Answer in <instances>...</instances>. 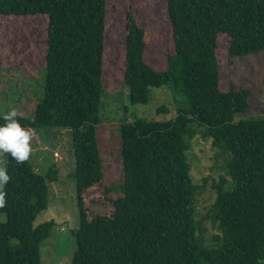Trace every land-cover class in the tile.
<instances>
[{"label": "trees", "instance_id": "16d2710c", "mask_svg": "<svg viewBox=\"0 0 264 264\" xmlns=\"http://www.w3.org/2000/svg\"><path fill=\"white\" fill-rule=\"evenodd\" d=\"M108 0H0V17L47 16L44 97L30 120L34 131L70 134L80 227L71 264H264V118L235 121L250 108L251 90L230 82L221 88L219 36L229 38V65L264 52V0H167L174 53L168 68L147 62L146 34L132 11L126 17L123 87L133 105H146L153 89L177 93L176 115L137 118L120 125L121 194L103 203L111 212L90 216L85 200L109 178L99 139L105 84ZM121 88L119 91H122ZM161 114L168 107L157 109ZM4 123L0 116V125ZM202 131L200 132V130ZM225 156L213 220L220 234L208 244L199 234L188 151L198 134ZM10 181L4 186L5 223L0 222V264H42L41 249L52 221H35L49 205L50 184L31 162L4 154Z\"/></svg>", "mask_w": 264, "mask_h": 264}, {"label": "rangeland", "instance_id": "374dc122", "mask_svg": "<svg viewBox=\"0 0 264 264\" xmlns=\"http://www.w3.org/2000/svg\"><path fill=\"white\" fill-rule=\"evenodd\" d=\"M167 0H108L106 27L105 84L107 96L103 97L100 109L101 123L99 139L104 153L105 167L109 178L100 191L86 196L85 204L90 216L109 214L111 209L103 203L106 188L110 196L121 194L123 178L121 137L119 125L126 119L147 118L164 121L176 115L174 98L182 99L169 89H153L148 104L133 105L128 87H123L125 69L126 17L133 12L146 34L147 62L158 70L168 68L167 58L174 53L172 30L167 16ZM47 16L0 17V116L11 108H17L22 115L34 119L37 103L44 97L46 63ZM217 49L221 69V88L228 90L230 82L237 87L250 89V108L238 114L235 121L264 118V52L236 58L229 65V38L219 36ZM123 89L120 92L119 90ZM168 107L169 112L161 114L159 107ZM202 129L200 130V132ZM198 133L188 151L194 181L205 185L196 198V214L200 224L199 234L208 244L216 243L214 237L220 234L218 224L213 220V207L217 192L214 188L221 178H227L224 170L225 156L212 147L211 141ZM31 162L37 172L45 175L51 166L59 168V181L50 184L48 208L35 221L38 226L54 222L51 235L41 249L42 264H71L77 251L74 231L80 227L76 186L70 178L74 169L70 134L65 129L34 131ZM5 161V157L0 156ZM118 193V195H117ZM6 215L0 214V222H6Z\"/></svg>", "mask_w": 264, "mask_h": 264}, {"label": "clouds", "instance_id": "9594fccd", "mask_svg": "<svg viewBox=\"0 0 264 264\" xmlns=\"http://www.w3.org/2000/svg\"><path fill=\"white\" fill-rule=\"evenodd\" d=\"M22 113L15 107L4 114V123L0 125V156L10 154L17 164L29 160L32 148L34 130L22 126L18 117ZM6 161L0 159V208L5 206L6 192L4 186L10 181Z\"/></svg>", "mask_w": 264, "mask_h": 264}]
</instances>
